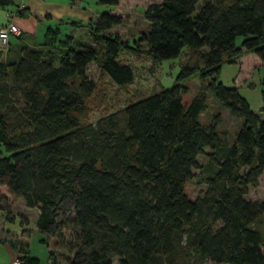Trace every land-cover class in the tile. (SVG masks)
I'll return each mask as SVG.
<instances>
[{"label": "trees", "instance_id": "16d2710c", "mask_svg": "<svg viewBox=\"0 0 264 264\" xmlns=\"http://www.w3.org/2000/svg\"><path fill=\"white\" fill-rule=\"evenodd\" d=\"M143 15L148 28L135 42L152 64L182 56L174 83L95 123L82 122L96 89L88 65L118 86L134 77L118 60L131 47L107 32L122 15L101 12L87 41L46 26L40 46L0 59V186L37 210L46 241L73 230L65 264H264V201L246 198L264 171V117L220 81L243 53L264 69V0H161ZM193 78L200 87L183 102ZM210 98L242 119L232 143L219 134L221 112L200 121ZM192 169L205 189L189 199ZM12 246L22 264H35L25 245Z\"/></svg>", "mask_w": 264, "mask_h": 264}, {"label": "rangeland", "instance_id": "374dc122", "mask_svg": "<svg viewBox=\"0 0 264 264\" xmlns=\"http://www.w3.org/2000/svg\"><path fill=\"white\" fill-rule=\"evenodd\" d=\"M159 1L161 0H121L117 5L98 4L95 0L84 1L90 7H100V12L119 14L124 17L122 24L110 28L107 32L118 35L123 43L131 47L130 51L123 50L118 60L132 67L134 77L132 82L124 86H118L107 75L101 73V69L97 64L91 62L87 68V75L96 82V89L86 99V111L82 117L83 123H95L99 117L122 108L128 102L158 91L161 87L168 88L174 83L182 56L152 64V60L141 53L146 44L139 41L135 42L139 34L148 28V21L143 15L144 9L150 3ZM201 5L202 2L197 4L196 12ZM3 14L1 10L0 19L4 18ZM79 31L76 30V34ZM80 34L85 38L83 32ZM39 38L38 33V40ZM242 40L243 37L238 36L236 45L240 46ZM15 41L17 42V40ZM185 49L188 48L184 46L183 50ZM5 51V49L0 48V55L5 54ZM12 51L14 52L13 49ZM250 56L255 57L253 54H250ZM245 58L248 59V57ZM244 68L243 65L242 72ZM233 80L238 82V79ZM185 85L188 87V91L182 95V100L188 102L200 87V81L198 78H193ZM259 87L260 85L248 88L250 91L247 96L252 108L257 112H261L262 117H264V96L262 97L259 94ZM242 90L245 89L242 88ZM214 112H221V123L218 127L221 138L227 143H232L237 130L242 124V119L233 116L228 109L219 106L217 102L210 98L207 110L199 117L200 121L209 122ZM205 151H209V148H205ZM197 160L200 165H204L207 162L206 154L198 155ZM191 173L192 177L187 181L184 191L189 199H194L201 195L205 185L196 182V179L201 175L198 169H192ZM246 198L251 201H264V171L259 176L257 187L249 188ZM36 214L35 208L26 207L20 197L12 195L4 186H0V264H10L11 259L16 255V250L12 246V243L15 242L21 243L20 245L27 244V256L29 259H35V264H50L47 257L48 250L57 264H65L62 260L63 257L71 258L73 256V252L69 251L67 247L68 244L75 241L73 230L63 227L60 229L58 238L54 239L49 236L46 241L45 237L34 226ZM113 264H118L117 258L113 259ZM206 264L213 263L207 262Z\"/></svg>", "mask_w": 264, "mask_h": 264}, {"label": "crops", "instance_id": "0c3cea01", "mask_svg": "<svg viewBox=\"0 0 264 264\" xmlns=\"http://www.w3.org/2000/svg\"><path fill=\"white\" fill-rule=\"evenodd\" d=\"M84 1L85 0H11L10 4L3 8L0 7V12L2 10L4 13V18L0 19V25H4L8 21H11L19 27L21 31L18 36L8 35L7 44L5 46V50H7L8 53L0 55V59L2 60L8 56L16 55L20 45L27 47L40 46L43 30L46 26H58L61 34L71 33L75 38L87 41L88 28L86 25L88 22L94 21L101 12L99 11L100 7H90V5H87ZM6 14H9V16L7 17ZM69 22L80 23V26L69 25ZM76 30H80L78 34H76ZM81 32L85 34V38L81 36ZM38 33L40 35L39 40ZM15 40H17V42ZM245 57H248V59ZM250 63L251 65H249ZM243 65L245 68L242 72ZM233 79H238V82ZM220 81L225 86L236 87L239 93L248 101L251 108L252 105L247 96L250 91L248 88H254L260 85L258 88L259 94L262 97L264 96V69L260 60L250 56V54L243 53L236 58L234 62L224 64L221 69ZM242 88L245 90L243 91ZM252 110L254 109L252 108ZM18 244L21 243L18 242ZM24 251H26L27 255V244H25Z\"/></svg>", "mask_w": 264, "mask_h": 264}, {"label": "built area", "instance_id": "2783aa9c", "mask_svg": "<svg viewBox=\"0 0 264 264\" xmlns=\"http://www.w3.org/2000/svg\"><path fill=\"white\" fill-rule=\"evenodd\" d=\"M6 16L8 17L9 14H6ZM20 32L21 31L19 27H17L11 21H8L4 25H0V48L5 49V46L7 44L8 35L18 36ZM10 264H22V260L17 255H15L11 259Z\"/></svg>", "mask_w": 264, "mask_h": 264}]
</instances>
